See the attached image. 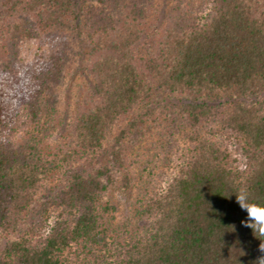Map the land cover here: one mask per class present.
<instances>
[{
    "label": "trees",
    "instance_id": "obj_1",
    "mask_svg": "<svg viewBox=\"0 0 264 264\" xmlns=\"http://www.w3.org/2000/svg\"><path fill=\"white\" fill-rule=\"evenodd\" d=\"M91 1L100 6L86 36L96 100L51 147L45 118L65 52L53 32L72 0L3 2L28 15L0 30V264H264V236L245 226L236 202L264 206V0H173L156 46L144 28L152 0ZM21 38L45 49L21 60ZM157 89L188 97L174 115L194 146L165 189L141 204L148 223L121 234L110 223V189L129 188L122 141L154 114ZM212 119L217 126L201 131ZM18 127L24 135L14 142ZM79 160L86 169L74 167Z\"/></svg>",
    "mask_w": 264,
    "mask_h": 264
},
{
    "label": "rangeland",
    "instance_id": "obj_2",
    "mask_svg": "<svg viewBox=\"0 0 264 264\" xmlns=\"http://www.w3.org/2000/svg\"><path fill=\"white\" fill-rule=\"evenodd\" d=\"M3 2L6 3V0H0V30L8 23L28 15H25L21 7L10 8L9 4L4 5ZM109 5L106 2L105 10H110ZM173 5V0H152L144 26L147 44L156 46L162 31L172 18ZM98 8L100 9V6L91 0H72L71 11L62 12L61 23L54 26L53 34L57 40L63 42L65 52L62 80L51 93L49 104L52 114L50 119L45 118L49 128L44 138L46 146L51 147L66 141L72 133L74 116L80 110L90 107L96 100L91 92L92 57L89 55L90 46L86 36L94 24L93 11ZM17 48L18 57L25 61L30 60L35 52L45 49V45H42L38 39L21 38ZM142 52L139 49L136 51L137 55H142ZM187 98L184 93H169L163 89L153 90L149 106L154 109V114L143 117L141 122H137L132 132L122 141V153L130 185L127 190L113 186L109 194V201L113 206L110 223L121 234L124 232L123 227H126L127 234H133L138 233L148 223L149 218L138 212L141 204L165 189L170 178L177 172L179 165L188 158L194 146L186 137L191 130L182 117L174 115L176 106ZM142 109V106L134 109L133 114ZM210 109L215 117L217 106L212 104ZM130 118V115L126 116L112 126L107 143L119 130L126 127ZM172 118L176 120L172 122ZM202 124L201 131L209 126H217L214 119L212 122ZM23 135V129L18 127L12 133V140L18 142ZM213 139L219 140L218 137ZM225 143L227 147L233 145L230 141ZM86 166V162L82 160L74 163L76 169H86ZM43 193L41 191L37 195L38 201L30 209L29 222H34L37 218L36 209L39 201L44 199ZM56 214L57 211L54 215H50L49 222ZM4 242L5 239L0 235V250Z\"/></svg>",
    "mask_w": 264,
    "mask_h": 264
},
{
    "label": "clouds",
    "instance_id": "obj_3",
    "mask_svg": "<svg viewBox=\"0 0 264 264\" xmlns=\"http://www.w3.org/2000/svg\"><path fill=\"white\" fill-rule=\"evenodd\" d=\"M240 209L247 214V220L244 221L245 226L251 228L253 233L264 236V219H260L257 215H253V210L257 213L264 212V206L254 205L247 202L246 197L238 196L236 198ZM261 251L264 252V246H261Z\"/></svg>",
    "mask_w": 264,
    "mask_h": 264
},
{
    "label": "snow or ice",
    "instance_id": "obj_4",
    "mask_svg": "<svg viewBox=\"0 0 264 264\" xmlns=\"http://www.w3.org/2000/svg\"><path fill=\"white\" fill-rule=\"evenodd\" d=\"M253 215H257L260 219H264V212L257 213L255 210H253Z\"/></svg>",
    "mask_w": 264,
    "mask_h": 264
}]
</instances>
